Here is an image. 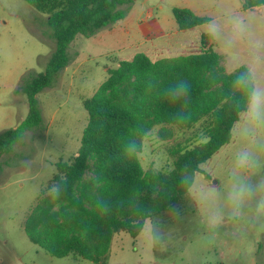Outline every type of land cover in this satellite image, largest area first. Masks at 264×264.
I'll return each mask as SVG.
<instances>
[{
	"label": "rangeland",
	"instance_id": "374dc122",
	"mask_svg": "<svg viewBox=\"0 0 264 264\" xmlns=\"http://www.w3.org/2000/svg\"><path fill=\"white\" fill-rule=\"evenodd\" d=\"M174 7H185L209 21L180 31ZM123 19L91 37L78 36L71 45L72 61L56 83L38 94L42 128L26 132L9 152L0 156V260L2 264H264V215L257 201L264 198V133L255 140L242 133L243 117L233 138L202 165L204 174L176 206L151 216L137 237L114 235L107 259L101 263L77 256L56 258L33 244L24 230L25 219L37 198L46 191L56 163L77 154L88 113L83 100L95 94L116 67L118 58L132 59L146 52L153 59L198 50L202 36L220 55L228 72L244 66L254 82L264 86V5L244 10L241 0H131L120 7ZM151 13L148 23L143 16ZM145 13V14H144ZM47 15L24 0H0V133L17 127L28 114L20 82L27 73H40L54 50ZM243 20L246 34L233 46L209 35L219 26L233 33V20ZM148 37L150 43H143ZM142 43V44H141ZM141 44V45H140ZM156 127L139 154L144 170H168V148L189 139L193 132L170 128L172 139L159 138ZM249 151L256 163L238 168L237 157ZM236 175L233 177L232 173ZM252 189L239 216L233 215L228 194L234 185ZM211 214L220 217L211 226ZM149 225L159 234L153 245Z\"/></svg>",
	"mask_w": 264,
	"mask_h": 264
},
{
	"label": "trees",
	"instance_id": "16d2710c",
	"mask_svg": "<svg viewBox=\"0 0 264 264\" xmlns=\"http://www.w3.org/2000/svg\"><path fill=\"white\" fill-rule=\"evenodd\" d=\"M47 15L54 50L40 73H27L20 88L27 96L28 114L15 128L0 133V156L9 153L26 132L42 128L37 96L52 87L72 61L71 45L78 36L91 37L124 18L121 6L131 0H24ZM244 10L264 0H241ZM180 31L193 30L209 19L189 8L174 7ZM202 36L198 50L174 57L151 58L144 52L118 58L116 67L95 94L83 100L88 113L76 155L56 163L28 213L24 230L30 241L56 258L70 255L101 263L107 259L114 235L137 237L145 222L179 204L189 192L202 165L233 138L244 113L245 99L232 82L244 67L228 72L220 55ZM185 81L186 98L171 101L168 89ZM161 127L159 138L172 139L175 128L193 135L168 148V170H144L139 154L147 136ZM132 146V150L129 149ZM62 183L53 200L49 187ZM107 203L105 212L102 204Z\"/></svg>",
	"mask_w": 264,
	"mask_h": 264
},
{
	"label": "clouds",
	"instance_id": "9594fccd",
	"mask_svg": "<svg viewBox=\"0 0 264 264\" xmlns=\"http://www.w3.org/2000/svg\"><path fill=\"white\" fill-rule=\"evenodd\" d=\"M247 32V25L243 20H233V33L231 35H225L219 26L210 28L209 35L213 39L221 40L226 46H233L239 41ZM234 89L239 91L244 97L246 103L244 108V117L242 124V133L245 136L251 137L253 140L257 136L264 133V86L254 82L252 73H241L236 76L232 82ZM190 85L185 81H180L174 87L168 89L166 98L171 101L179 100L180 98H186L188 95ZM129 149L132 150V146L129 145ZM255 159L249 151L241 152L237 157L238 168H248L255 166ZM235 177L236 173H232ZM64 185L62 183H56L49 187L48 191L53 200H58L62 196ZM252 194V189L246 184L234 185L232 190L228 194V199L233 206V215L239 216L241 214V208L245 198ZM102 207L106 212L108 210L107 203H103ZM257 212L260 215H264V198L257 201ZM220 217L216 214H211L208 218V222L211 226H216L219 223ZM149 236L151 243L155 245L159 242L160 236L149 225Z\"/></svg>",
	"mask_w": 264,
	"mask_h": 264
},
{
	"label": "crops",
	"instance_id": "0c3cea01",
	"mask_svg": "<svg viewBox=\"0 0 264 264\" xmlns=\"http://www.w3.org/2000/svg\"><path fill=\"white\" fill-rule=\"evenodd\" d=\"M145 14V13H144ZM149 18H151V13L150 12H147L144 16H143V19H142V22L143 23H148V19ZM152 40H154L153 38H151V37H148L147 39H145L144 40V42L143 43H150V42H152ZM142 44V43H141ZM140 44V45H141ZM144 53H146V52H144ZM146 54H148V53H146ZM149 55V54H148ZM150 56V55H149ZM0 264H2V260H0Z\"/></svg>",
	"mask_w": 264,
	"mask_h": 264
}]
</instances>
